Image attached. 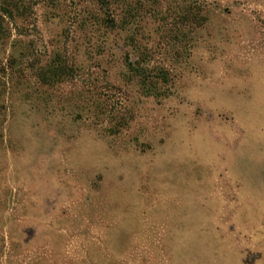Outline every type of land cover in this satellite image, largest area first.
I'll use <instances>...</instances> for the list:
<instances>
[{
    "label": "rangeland",
    "instance_id": "1",
    "mask_svg": "<svg viewBox=\"0 0 264 264\" xmlns=\"http://www.w3.org/2000/svg\"><path fill=\"white\" fill-rule=\"evenodd\" d=\"M0 264H264V0H0Z\"/></svg>",
    "mask_w": 264,
    "mask_h": 264
}]
</instances>
